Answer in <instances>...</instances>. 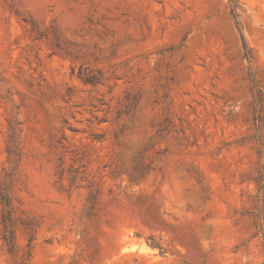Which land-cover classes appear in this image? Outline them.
Instances as JSON below:
<instances>
[{
  "label": "rangeland",
  "instance_id": "374dc122",
  "mask_svg": "<svg viewBox=\"0 0 264 264\" xmlns=\"http://www.w3.org/2000/svg\"><path fill=\"white\" fill-rule=\"evenodd\" d=\"M235 15L0 0V264H264V0Z\"/></svg>",
  "mask_w": 264,
  "mask_h": 264
},
{
  "label": "trees",
  "instance_id": "16d2710c",
  "mask_svg": "<svg viewBox=\"0 0 264 264\" xmlns=\"http://www.w3.org/2000/svg\"><path fill=\"white\" fill-rule=\"evenodd\" d=\"M236 8H237V0H231V11L234 17L236 16L235 15Z\"/></svg>",
  "mask_w": 264,
  "mask_h": 264
},
{
  "label": "bare ground",
  "instance_id": "6f19581e",
  "mask_svg": "<svg viewBox=\"0 0 264 264\" xmlns=\"http://www.w3.org/2000/svg\"><path fill=\"white\" fill-rule=\"evenodd\" d=\"M172 194H173V193H172ZM170 198H171V196H170ZM173 198H174V197L172 196V198H171V199H172V201H174V200H173ZM172 201H171V202H172Z\"/></svg>",
  "mask_w": 264,
  "mask_h": 264
}]
</instances>
